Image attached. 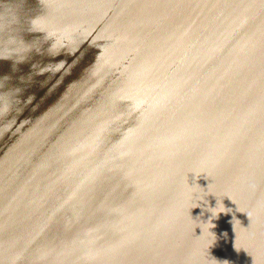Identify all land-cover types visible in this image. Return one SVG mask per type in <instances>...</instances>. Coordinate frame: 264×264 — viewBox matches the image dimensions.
<instances>
[{"label":"water","instance_id":"water-1","mask_svg":"<svg viewBox=\"0 0 264 264\" xmlns=\"http://www.w3.org/2000/svg\"><path fill=\"white\" fill-rule=\"evenodd\" d=\"M0 264H264V0H0Z\"/></svg>","mask_w":264,"mask_h":264}]
</instances>
